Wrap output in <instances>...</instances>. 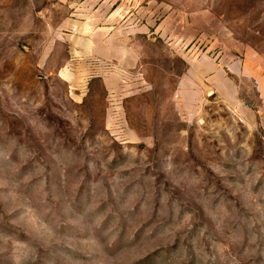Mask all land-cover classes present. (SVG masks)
<instances>
[{"label": "rangeland", "instance_id": "374dc122", "mask_svg": "<svg viewBox=\"0 0 264 264\" xmlns=\"http://www.w3.org/2000/svg\"><path fill=\"white\" fill-rule=\"evenodd\" d=\"M0 264H264V0H0Z\"/></svg>", "mask_w": 264, "mask_h": 264}]
</instances>
